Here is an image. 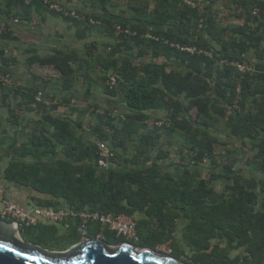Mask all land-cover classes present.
I'll return each instance as SVG.
<instances>
[{"label": "trees", "instance_id": "obj_1", "mask_svg": "<svg viewBox=\"0 0 264 264\" xmlns=\"http://www.w3.org/2000/svg\"><path fill=\"white\" fill-rule=\"evenodd\" d=\"M142 1L136 23L118 27L120 43L110 48L104 62L106 72H112L106 76L108 81L114 76L117 87L128 86L131 113L122 120L109 112L99 115L93 107L99 122L94 128L99 140L96 143L86 141L80 133L83 123L79 119L54 118L44 110L46 116L34 124L23 155L35 159L61 148L64 158L52 163L33 160L14 164L5 177L48 195L46 207L63 202L79 210L133 217L140 239L137 244L153 250L171 240L182 211L193 208L182 234L183 243L191 251L190 264H264V24L259 21L264 0H240L244 12L231 27L221 26L214 17L218 0H192L198 6L208 3L203 9L188 6L184 0ZM231 3L237 6L238 1ZM45 6L50 13L62 15ZM255 9H260L258 16L253 13ZM178 45L201 52L190 54ZM133 47L139 48L141 59L150 58L141 77L126 55ZM252 50L260 63L249 62ZM77 61L73 53L56 50L47 57L30 60L29 65L52 67L71 83L75 74L72 65ZM170 61L181 67L169 71ZM238 65L254 67L244 74ZM4 86L0 79V88ZM116 86L107 85V89L115 94ZM157 110L169 113L170 125L159 127L156 122L148 132L146 113ZM220 118H228L230 131L224 140L213 133ZM163 130L170 136L182 132L181 161L190 158V167L173 173L157 165L143 167L150 149L157 146V133ZM99 143H105L114 153L106 168L100 165ZM128 144L136 146L133 158L126 159L131 168L115 169L120 165L116 161L119 153ZM169 158L170 154L164 152L157 156L158 161ZM241 159L258 176L244 175L237 168ZM206 162L210 167L204 169ZM140 213L145 217L139 218ZM73 230L68 247L82 238L78 229ZM56 233L49 230L44 238L53 239ZM105 235L106 243L109 235L114 245L124 242L109 231ZM171 250L170 255L183 254L176 243ZM233 252L238 253L233 256Z\"/></svg>", "mask_w": 264, "mask_h": 264}, {"label": "crops", "instance_id": "obj_2", "mask_svg": "<svg viewBox=\"0 0 264 264\" xmlns=\"http://www.w3.org/2000/svg\"><path fill=\"white\" fill-rule=\"evenodd\" d=\"M53 1L70 11L80 13L79 18L74 19L63 14L50 13L41 0L39 2L25 0V5L22 4V0H0V71L9 73L13 80L12 86L0 88V189L8 200L25 208L46 207L44 202L48 201L50 197L6 179V171L14 164H24L33 160L52 163L64 158L61 148H58L55 153L47 152L35 159L25 158L23 155L24 146L31 141L30 131L36 122L46 116L45 111L54 118H69L73 121L79 119L83 123L80 133L86 141L96 143L99 142L94 134V128L99 123L97 114L109 112L112 117L125 120V116L131 113L127 102L128 86L119 85L116 86V91L112 90L115 91V94L110 92L107 89L109 83L106 76L112 72H106L104 62L109 57L110 48L120 43L117 40L118 27L127 23H136V14L138 9L143 6V1ZM236 1H238L237 6L232 4L231 0H218L214 6V17H217L221 26L230 25L231 27L241 20L240 17L244 10L240 7V0ZM151 2L152 9L154 2ZM253 13L258 16L260 9H255ZM87 19L90 22H86ZM259 19L264 24V12ZM133 48L127 51L126 55L129 56L132 64L138 67L140 70L138 77H141L144 63L150 58L141 59L138 56L139 48ZM56 50L70 52L78 57L77 63L72 65L75 74L71 83L61 72L52 67H44L39 64L29 65L30 60L47 57ZM248 60L253 64L261 62L253 50L248 54ZM158 62H164V60H158ZM178 64L176 61H170L168 70H177L181 67H178ZM161 88L163 87L161 86ZM39 92H43L45 98L52 101L53 104L50 106L43 104L45 107L43 109L39 108L36 103L33 104L34 95ZM53 105H57L56 109L53 108ZM93 107L97 109V114H94ZM230 112H233V109ZM146 114L149 117L145 123L148 132L154 128L156 122L159 127L170 125L169 113L166 110L149 111ZM227 122L228 118H220L217 122V129L213 132L222 140L226 139L228 136L226 132L230 131L227 128ZM103 129L105 133H108L105 126ZM157 135H160L157 146L150 149L147 160L143 164L144 168L157 165L165 171L173 173L179 168L190 167V158L181 161L182 132L170 136L167 130H163ZM139 143L140 139L136 146ZM136 146L128 144L119 153V158L116 161L120 165L115 169L131 168L126 165V159L133 158ZM161 152L170 154L169 160L158 161L157 156ZM218 152L220 153L222 150H218ZM240 164L241 160L237 164L238 169H242ZM203 168L206 169L207 165ZM248 175L251 177L254 174L249 171ZM262 201L263 196L261 195ZM57 207L67 206L60 202ZM192 209L187 208L186 211H182L181 217L177 221L176 233L172 234L171 240L167 244L159 246L157 251H163L165 246L171 250V245L174 243L180 249L186 246L183 243L182 234L191 221ZM138 217L144 218L145 215L140 213ZM69 224L71 228L66 231L64 225L61 224L41 223L25 230L24 233L20 231L16 238L28 244L40 245L45 248L51 245L66 247L73 236L71 230L76 229L74 222L70 221ZM49 230H54L55 233L57 232L56 237L61 238H54L52 242L43 239ZM66 240L68 242H65ZM237 253L233 252L232 255Z\"/></svg>", "mask_w": 264, "mask_h": 264}, {"label": "built area", "instance_id": "obj_3", "mask_svg": "<svg viewBox=\"0 0 264 264\" xmlns=\"http://www.w3.org/2000/svg\"><path fill=\"white\" fill-rule=\"evenodd\" d=\"M45 5L49 6L51 11L59 12L65 16L77 19L79 16L67 8L60 6L58 3L53 0H41ZM184 2L193 8L200 7L203 9L208 3L200 2L199 6L194 3L192 0H184ZM120 29V28H118ZM173 46V45H172ZM181 51H187L190 54H196V48L193 47H185V46H177ZM248 65H238V69L242 73L250 72L252 69L249 68ZM0 79L3 84L6 86H12L13 80L12 77L7 73H1ZM109 85L111 87H115L117 85V81L115 78H111L109 80ZM240 91V90H239ZM44 104L46 106H50L53 104L52 101L47 100L44 96L43 92H39L36 96V104ZM102 160L100 161V165L104 168L108 167L111 160L114 158V153L110 150L108 145L105 143L98 144ZM0 219L6 222H9L15 226H17L20 230L22 228L29 229L32 227H36L41 223H54L64 225L66 231L71 228L69 224L70 221L75 223L76 229L78 231H83L86 227L89 228L86 236H82L83 238H96L100 241L106 242L105 232L109 231L117 238L123 239L124 242L127 243H138L140 241L138 230H137V221L135 218L127 216L125 214H106L99 210H88L83 209L79 210L74 207H42V206H33L30 208L22 207L12 201L8 200L5 193L0 189ZM96 230H99L98 234L93 237ZM91 235L92 237H90ZM81 236V235H80ZM165 246L163 251L166 252ZM172 251L170 250V255Z\"/></svg>", "mask_w": 264, "mask_h": 264}, {"label": "water", "instance_id": "obj_4", "mask_svg": "<svg viewBox=\"0 0 264 264\" xmlns=\"http://www.w3.org/2000/svg\"><path fill=\"white\" fill-rule=\"evenodd\" d=\"M89 228L79 231L86 236ZM20 229L0 219V264H183L173 256L123 242L86 239L65 253L51 252L16 238Z\"/></svg>", "mask_w": 264, "mask_h": 264}, {"label": "rangeland", "instance_id": "obj_5", "mask_svg": "<svg viewBox=\"0 0 264 264\" xmlns=\"http://www.w3.org/2000/svg\"><path fill=\"white\" fill-rule=\"evenodd\" d=\"M222 18H224V17H222ZM254 67V66H253ZM253 67L252 66H250L249 68L250 69H253ZM181 143L183 144L184 143V141H181ZM181 143H180V145H181ZM183 146V145H182ZM245 160H243V159H241V167H242V171H243V173H244V175H248V173H249V168H247L246 167V164H245V162H244ZM206 165H207V168H209L210 167V165H209V163H207L206 162ZM241 169V168H240ZM254 175L253 176H257L258 174H255V172H252ZM250 175V174H249ZM25 230H28V229H24V228H22L21 229V231L24 233V231ZM39 233V232H38ZM71 233H74V230H71ZM54 238H56V239H60L61 237H53V239L52 238H43V239H46V240H48L49 242H52L53 240H54ZM65 242H68L67 240L65 241ZM108 245L109 246H115L114 244H115V240H113V237H112V235H109V239H108ZM131 244H133L134 246H136V247H141V245H139V244H137V243H132V242H130ZM37 246H39V247H42V246H40V245H37ZM43 248V247H42ZM48 248H51L50 250L48 249ZM48 248L47 249H45V247L43 248V249H45V250H47V251H51V252H57V253H60L61 251H63V250H65L66 248H68V246H66V247H64L63 245H61V246H53V245H51V246H48ZM141 248H143V247H141ZM181 250H182V252H183V254L182 255H180V256H177V255H170V256H173V257H175L176 259H178L180 262H182L183 264H190L191 263V259H189V258H191V251H189L188 250V248L186 247V246H183V247H181ZM169 251H170V249L169 248H166V252H168L169 253ZM158 252H160V251H158ZM165 251H164V253H166ZM163 253V252H162ZM167 254V253H166ZM170 254H172V252L170 253ZM168 255V254H167Z\"/></svg>", "mask_w": 264, "mask_h": 264}, {"label": "flooded vegetation", "instance_id": "obj_6", "mask_svg": "<svg viewBox=\"0 0 264 264\" xmlns=\"http://www.w3.org/2000/svg\"><path fill=\"white\" fill-rule=\"evenodd\" d=\"M86 239H94V240H98V239H96V238H86ZM83 240H85V238H81L77 243H75V244H72L70 247H68L67 249H65V250H63V251H61L60 253H65L66 251H68L69 249H71L72 247H74L75 245H77V244H79L81 241H83ZM69 243H67V245H68ZM43 247V246H42ZM44 248V247H43ZM45 249H47V248H45ZM49 250L51 249V248H48Z\"/></svg>", "mask_w": 264, "mask_h": 264}, {"label": "clouds", "instance_id": "obj_7", "mask_svg": "<svg viewBox=\"0 0 264 264\" xmlns=\"http://www.w3.org/2000/svg\"><path fill=\"white\" fill-rule=\"evenodd\" d=\"M108 83H109V81H108ZM165 254V253H164Z\"/></svg>", "mask_w": 264, "mask_h": 264}]
</instances>
